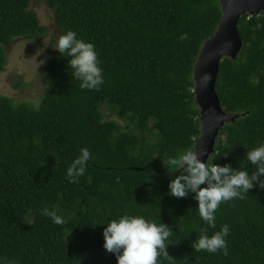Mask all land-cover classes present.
<instances>
[{"label":"trees","instance_id":"trees-1","mask_svg":"<svg viewBox=\"0 0 264 264\" xmlns=\"http://www.w3.org/2000/svg\"><path fill=\"white\" fill-rule=\"evenodd\" d=\"M45 2L60 35L72 30L96 46L105 82L98 91L82 90L70 58L53 42L38 105L0 93V259L117 264L103 247V231L106 222L130 214L174 231L167 249L172 259L163 264H264V189L221 204L213 229L192 196L170 195L179 172H168L161 160L194 149L202 134L194 72L219 28L221 0ZM238 28L243 48L221 62L217 91L225 112L240 117L225 125L212 157L251 173L247 151L264 143V12L243 16ZM47 34L31 0H0V73L16 41L38 42ZM83 148L92 159L85 175L69 183L67 168ZM44 207L65 223L42 216ZM225 224L228 256L192 248L201 229L211 236Z\"/></svg>","mask_w":264,"mask_h":264},{"label":"clouds","instance_id":"clouds-1","mask_svg":"<svg viewBox=\"0 0 264 264\" xmlns=\"http://www.w3.org/2000/svg\"><path fill=\"white\" fill-rule=\"evenodd\" d=\"M62 57H69L68 67L73 79L80 82L82 90H99L104 84L103 69L100 66L96 46L91 42L78 38L77 33L68 30L60 35L55 47ZM211 75L200 78V86L207 87ZM206 155L198 149H184L175 156H167L162 160L164 168L170 172H179L170 180V195L175 198L192 196L198 202L200 218L208 227L216 228V212L220 205L233 200L245 199L249 191L255 187L264 189V143L247 151L245 161L255 167L249 173L242 168L234 169L231 164L220 166L213 162L212 155L203 162ZM92 159L87 148L81 149L80 155L67 168L66 179L69 183H77L85 175L89 160ZM203 186V187H202ZM40 214L50 217L56 225H63L65 220L48 207L40 210ZM103 231L104 245L107 252L114 254L117 264H163L171 260L168 246L174 231L166 224L146 220L143 216L124 214L117 219L106 222ZM230 228L223 225L213 235L207 229H201L198 239L192 248L198 252L229 255L227 237ZM0 264H15L0 259Z\"/></svg>","mask_w":264,"mask_h":264},{"label":"water","instance_id":"water-1","mask_svg":"<svg viewBox=\"0 0 264 264\" xmlns=\"http://www.w3.org/2000/svg\"><path fill=\"white\" fill-rule=\"evenodd\" d=\"M223 16L217 32L204 43L195 66L196 102L201 111L202 134L196 140L194 149L203 151L202 158L207 162L215 153L221 131L226 124L240 117L225 112L217 91L221 62L236 59L243 48V38L239 32V22L245 15H258L264 12V0H221ZM211 75L207 87L200 86V78Z\"/></svg>","mask_w":264,"mask_h":264},{"label":"rangeland","instance_id":"rangeland-1","mask_svg":"<svg viewBox=\"0 0 264 264\" xmlns=\"http://www.w3.org/2000/svg\"><path fill=\"white\" fill-rule=\"evenodd\" d=\"M31 9L34 10L40 20V24L49 30V34L41 41L18 40L9 49L8 65L6 71L0 73V93L12 97L16 101H26L34 105L40 103L44 92V64L52 43L56 44L60 34L56 27L53 11L45 0H31ZM24 81L28 86L15 88V84ZM108 102L101 104L103 110ZM107 116L108 110L104 111ZM112 119L125 126V122L117 117Z\"/></svg>","mask_w":264,"mask_h":264}]
</instances>
